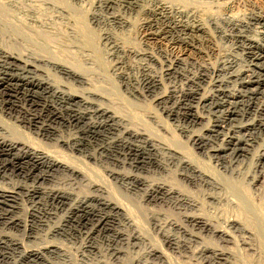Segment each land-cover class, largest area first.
<instances>
[{
	"label": "bare ground",
	"instance_id": "bare-ground-1",
	"mask_svg": "<svg viewBox=\"0 0 264 264\" xmlns=\"http://www.w3.org/2000/svg\"><path fill=\"white\" fill-rule=\"evenodd\" d=\"M99 2L108 6L121 3L132 9L143 10L146 17L139 23V30L145 40H153L157 45L159 55L155 53L154 47H149L148 51L126 49L118 39L114 40L117 50L120 49L125 54L132 52L148 56L152 63L161 65V74L156 75L157 72L151 70L152 65L144 61L148 72L141 81L135 74L131 78L129 74L122 73L129 84L134 83L130 88L133 95L144 96L146 89L154 91L156 88H163L162 92L154 95V102L166 106L176 95L173 89L166 88L165 78L181 76L186 80L187 86H182L180 94L176 93L178 101L168 109L167 116L177 119L178 123L180 119L183 120L186 125H181V130L186 133L190 143L198 147L205 156L222 159L224 168L231 173L237 171L241 174L232 159L238 160L250 155V150L261 140V150L256 158L258 161L264 158V139L259 136V133L264 132V101L259 105L257 103L260 96L264 97V0H209L211 8H217L219 14L210 11L208 7L206 10L202 5L186 0H93L92 6ZM61 3L57 7L63 11L65 9ZM119 16L114 18L125 24L129 22ZM2 17L0 35L9 23ZM161 17L170 19V24L159 25L157 20ZM185 18L188 21L191 19L193 23L187 22ZM211 20L230 26V29H222V35L234 38L240 44L221 52L214 44L215 38L210 33L209 23L207 24ZM153 28L156 30L150 31ZM213 57L216 60L213 61ZM115 68L118 69L117 66ZM248 71L253 72V75H248ZM237 83L243 88L255 85V88L250 87V90L245 91L248 100L245 99L242 111L228 109L220 115L211 112L214 118L201 112V109L207 107L208 100H215L219 95L225 94L227 88ZM76 85L78 88L74 87ZM231 90H228L231 96L238 94ZM110 102L104 93L96 89L86 70L32 49H13L0 42V179L10 175H22L20 169L25 165H30L33 170L38 168L34 175H31L30 169L23 172L22 179L25 182L18 183L12 190L0 184V204L13 211L24 206L23 197L31 202L36 197L43 201V208L39 209V206L34 211L36 213H25L23 218H6L4 213H0V223L4 227H13L20 231L19 234H14V231H7L6 228L0 230V264H59V259L66 260L71 257V252L57 241L59 239L63 241L82 238L79 252L83 259H89L91 254L101 252L98 237L106 234L119 246L111 249V255L117 260L129 254L136 242L150 240L147 231L139 225L137 217L132 214L127 204L112 192L110 182L94 176L89 163L84 161V157L98 160L97 154L100 153L102 157L105 156L104 152L109 155L105 158L114 161L113 167L108 169L109 176L126 191L139 194L152 203L172 201L199 210L201 205L197 198H193L165 177L155 178L157 170L159 173H169L171 164H176L178 174L184 182L193 183L195 186L204 183L211 188L213 201L231 205L233 203L240 209L239 217H227L223 224L205 218L199 212L187 214L185 222L190 223L194 229L209 232L225 244L236 242L235 234L239 232L246 249L259 253L261 245L264 246V210L244 195L246 192H241L243 186L239 187L237 182L229 181L226 177L220 178L202 167L180 145L170 144V141L166 142L148 129L134 126ZM210 107L212 108L211 104ZM2 115L12 122L3 120ZM220 122L227 123L228 132L220 131L223 128L219 130ZM20 126L31 130L36 138L38 136L54 141L63 149L70 150L73 155L46 148L37 141L36 144L28 136H17L18 131L23 133ZM198 126L202 128L195 129ZM61 127L66 129L67 136L63 134ZM73 129H78L80 135L75 136ZM245 131L252 138L239 135ZM213 138L216 144L210 143ZM59 146L56 149H60ZM228 156L232 158L227 160ZM58 176L62 179L60 185H44L47 184L46 181H53ZM29 179L30 183L27 184L26 180ZM81 184L88 186L90 191L81 195L76 190ZM18 188L25 191L18 193ZM232 197L239 201L236 202ZM153 214L156 227L164 232L168 248L175 250L183 244L180 234H171L169 228L183 234L185 241L188 240L187 243H201L200 240H204L201 232L190 229L184 221L183 224L162 212ZM28 215L31 219L27 218ZM31 240L36 244L27 243ZM197 252L223 260L225 264H235L236 255L225 248L203 244ZM143 256V261L139 260V264H173L167 249L158 243H150ZM55 258L58 261L53 260Z\"/></svg>",
	"mask_w": 264,
	"mask_h": 264
},
{
	"label": "rangeland",
	"instance_id": "rangeland-1",
	"mask_svg": "<svg viewBox=\"0 0 264 264\" xmlns=\"http://www.w3.org/2000/svg\"><path fill=\"white\" fill-rule=\"evenodd\" d=\"M186 1L189 3L193 2L200 4L203 7H205V9L208 7L210 11L212 10V12L214 11L216 14H219L217 8L215 7L211 8V3H209V0H186ZM92 2L93 0H67V1L66 0L65 1L64 0H0V17L4 15L5 18L4 17L2 18L6 19L9 22L8 27L4 31H2L0 35V42L1 44H4L5 46L8 45V47H11L13 49H23V48L32 49L39 54H43V55L46 54L52 56L56 60L58 59L61 62L69 63L70 65L78 69H81L83 71L86 70V72L90 74L91 78L93 79L96 89L104 93L111 101L110 105H113L114 107H116L118 111L126 115V117L130 119L131 123L134 126L141 128L144 127L148 129L151 133L158 135L163 140H166V142L170 141L169 142L170 144L175 143L174 145L176 146L180 145L179 147H181L182 149L184 148L185 152L189 151L187 152V154H190L189 156H191L197 162H199L202 167L206 168L210 172H213L220 178L226 177L228 178L229 181H232L234 183L237 182L236 184L239 187L243 186L241 188L242 189L241 192L242 193L246 192L244 193V195H247L256 205L260 206L264 210V169H262L264 168V158L259 161L256 158L257 154L261 150L260 143L262 142V140L259 141V143H257V145L253 147V149L250 150V153H248L250 155L240 157V159H238L239 162L235 158L232 159L235 162L234 165L239 170H241V174H238L237 171L235 173H231V171H226L227 169L226 167L224 168L225 163H223L224 161L222 159L217 160V158L213 156L212 157L205 156V154L201 152V150L198 149V147L194 146L192 143L188 141V137L187 135H185L186 133L182 132L181 125H186L185 123H183V120L180 119V122L178 123L177 119L167 116L168 109L171 108L173 104H174L173 106H175L176 104L175 102L178 101V99L176 98L177 95L180 94L182 86L185 87L187 86L186 80L183 77L165 76L166 77L165 86L168 90H172V89L174 90L173 92H175L176 98L175 99L173 98L166 106H164V105H158L157 103L154 102V98L156 94H158V92H162L164 90L163 88H156L155 89L156 91L155 90L146 91L147 89L146 90L144 89L145 90L144 96L137 97L133 95L130 90V88L133 87L134 83L129 84L127 78L122 75V73H125V75L129 74L131 78L137 75L138 79H140L141 81L145 76V74L148 72L147 68L144 66L145 62H149L150 66L152 65L151 70H153L154 73L157 72L156 75L161 74L162 70L160 67L161 65H159V63L157 62H156L157 64L155 62L152 63L149 60V58H147L148 56H141L132 52L131 53L128 52L127 54H125L120 49L117 50L114 44V40L118 39L120 44L121 45L123 44L126 47V49L136 48L140 50H147V49L149 50V47H154V49H156L155 53L159 55V51H157L158 49L156 43L153 40H145V38L142 37V34L139 30L138 27L139 23L142 21L144 17H146L144 11L141 9H132L129 6L126 7V5L124 4L122 5L121 3L115 4L114 6L113 5L108 6L105 3L102 4V2H99L97 3L96 6H92ZM59 3L62 4L65 10L62 11L57 7V4L59 5ZM116 15L117 16L120 15L122 19H128L129 22L125 24L121 21H118L117 19L114 18V16ZM184 20H186L189 23H193L191 19H189L188 21V18H185ZM157 22H159L158 23L159 25L165 26L170 24V19H164L163 17H161L160 19L157 20ZM207 24L210 28L211 31L210 33H212L211 35L215 38L214 44L221 49V52L222 51L225 52V50L226 51L231 50L236 47V44L237 46L240 44V43L238 44L234 38L231 37L226 38L222 35L221 32L222 29L224 28L230 29V26L226 25V23L223 22L215 23V21L211 20L208 21ZM153 30L156 29L153 28L150 31ZM108 35H110V37H108ZM200 38L203 39V37ZM206 47L204 46V48ZM238 52L240 54L242 53L241 50H238ZM161 60L164 59L162 58ZM212 60L213 61L216 60V57H213ZM115 66H117L118 69H116ZM247 73L250 76L253 75L252 74L253 72L251 71H248ZM168 77L171 79H169ZM57 79L59 80V78ZM74 87L78 88L77 85ZM140 87L143 86L140 85ZM250 87L255 88V85ZM249 88L246 87L243 88L238 83L235 85H231L229 88H227V92H225V94L219 95L215 100L212 99L208 100L207 107H205V109H201L202 110L201 112H204V114L206 112L205 115L207 116L211 115V117L214 118V115L210 114L211 112L220 115L222 111H227L228 109L235 110L237 112L242 111L241 109L244 108L245 105L244 103H246L245 101L248 100V96L246 97L247 94L245 93V91L250 90ZM228 90L231 91L235 90V92L238 94L234 96L232 95L233 96L232 97L231 94L228 92ZM263 101H264V97L260 96L257 99L258 105L261 104ZM210 104L212 108L210 107ZM4 117L5 116L2 115V119L5 120L6 122L8 123L12 122L10 119ZM219 125H220L219 130L223 128L220 131L228 132L229 126H227L226 122H220ZM201 126H198L195 129L198 130V128H202ZM20 129L22 130L23 128H21L20 126ZM24 129L22 131L23 133H25V135L22 132L18 131L16 133L17 136H22L23 138L28 136V139L30 138L29 140H31L34 143H36L37 141L38 144L41 143V145L46 148L58 150L60 152H63L62 154H66V155L72 154L70 150L65 148L64 150L59 145H56L54 141L45 140L38 136L37 139L36 135L31 130L27 128ZM26 129L28 131H26ZM61 129L63 130V134L65 133L64 135L67 136L66 129H64V127H61ZM77 130L78 129L72 130L75 136L80 135L79 131ZM263 134L264 132L262 131V133H259V136L260 135L262 136ZM239 135L240 136L244 135L246 137L248 136L247 138L249 137L252 138V136H250L249 132L247 131L239 133ZM261 136L260 138L264 139V137ZM32 139L35 141H33ZM180 140L182 141L180 142ZM48 141L50 143H48ZM181 143L183 144L185 143L184 144L185 147ZM210 143L211 144L215 143L214 138L213 141ZM53 144L56 146H54ZM52 146H54L55 148ZM58 146L60 149H56L58 148ZM253 153L255 154L253 155ZM97 155L99 157L98 160H92L89 158L87 159V157H84V161L87 162V164L89 163L88 165L92 168V173L94 174V176H96L99 179L104 178L103 180L110 182L112 192L115 193V195L119 199H121L127 204L132 214H134V216L137 217L139 225L142 226L143 229L147 231L150 240H148V242L146 241L142 243L139 241L136 242V245L131 247L129 254L124 255L123 258L117 260L111 255L112 252L111 249L117 246L116 243L114 241L112 242L111 237L107 236L106 234H102L100 237H98V242L101 252L97 253L96 255L91 254L89 259L91 257L92 258L89 260V259H83L79 252L83 240L82 238L77 237V238H72L71 240L63 239V241L62 239H59L57 241L63 244L64 245L63 247L66 250L71 252L70 259H66V260L59 259V261L58 258L53 259L58 261L59 264H105V262H111V263L116 262V264H139L138 261L139 260L143 261L142 260L144 257L143 253L149 249L150 243L152 242L161 244L165 249H167L173 264H225V261L223 260L216 258L215 260L214 258L209 257L207 254L206 255L199 254L197 250H199V248L203 244L204 245L206 244L207 246H218L219 248H225V250H228L229 252L231 251L233 254L236 255L235 264H264V246L261 245L262 247L259 253H257L255 250L246 249L245 245L242 243V238L239 232L235 234V231L232 229L236 237V242L225 244L222 243L217 237L211 236L212 234L210 235L209 232L200 231L197 228L194 229L190 223L187 224V221L185 222V218L187 214H192V213L194 214L199 212L205 218L211 219L216 223L223 224L224 219L227 217H236V216L239 217L240 209L238 208V206H236L233 203L231 205V203L227 204L226 202H222L223 203L222 204L213 201L212 199L213 192L211 188L209 186L207 187V185H205L204 183H199L196 184L195 186V184L193 183H189L187 181L184 182L181 178V175L178 174L179 170L176 164L174 163L171 164L170 166L171 171L169 173L166 172L159 173V171L157 170L155 178L165 177L166 179H168L173 184L177 185L181 190H183L193 198L195 199L197 198V200L201 205L199 210H196V208L192 209L191 207L190 209L188 208V206L178 205L177 203L175 202L173 203L172 201L161 202L162 204L160 202H157V204L155 202L152 203L145 200L139 194L126 191L123 187H121L119 184L114 182L112 177L109 176L108 169L111 168V166L113 165L114 163L113 159L105 158L106 156H109L107 152H104L103 155L105 156L102 157L100 153H98ZM229 156L227 157L228 158L227 160L232 158ZM236 160L239 165L236 164ZM242 160L244 161L242 162ZM260 163H262V166ZM172 166L175 168H173ZM30 167H31L30 165L27 166L25 165V167L21 168L20 169V171H22L21 174L23 175V172L30 169L31 175H34L37 172L36 170H38V168L33 170V168ZM22 175H13V176L10 175L8 176L10 178L8 177L5 178L7 180L0 179V184L5 185V188L12 190L14 186L16 187L19 185L18 183L21 182V184H23V182H25V180L22 179ZM253 175H255L254 176L255 180L253 178ZM17 176L18 177L20 176L21 178L20 177L18 178ZM56 179H53V181H46L47 184L44 183V185L45 186L47 185L46 187L54 186L55 183L57 185L58 184L60 185V182L62 180L61 176L60 177L58 176V178ZM26 183L29 184L30 179L26 180ZM17 190L16 191L18 193H22L21 191L23 192L25 191L20 188H18ZM76 190L82 193L81 195H84L85 192L90 191L88 186H86L85 184H81L77 186ZM22 199H24L22 204L25 203L27 206H25L24 204V206L22 205L23 207L16 208L15 210H13L15 211L14 213L13 211H9L10 209H8L7 206L0 204L1 207L0 213L2 214L4 213L3 216L4 217L6 216V218H9L10 216L16 218L18 217L23 218L25 216V213L31 215V213H36L34 211L38 210L39 206H40L39 209L43 208V206L41 205L43 201L38 199V197H36L33 202H31L30 200L28 201L27 197H23ZM233 199H235L236 202L239 201L236 200L237 198H233ZM35 201L38 203V205ZM157 212L168 214L169 216L181 221L182 223L184 221L185 225H187L190 229L193 228L194 231L197 230L195 232H201V235L202 236L204 235L203 236L204 240H200L202 244L194 241L192 243L191 242L187 243L188 240L187 242L185 241L186 239L185 237H183L184 236L183 234L181 235V233L176 231L175 229L169 228L171 234H175V233H176L175 235H177V233L180 234V236L182 237V238L180 237V240H182L183 244L180 248L175 249L176 251L174 249L168 248L165 242L164 232L160 231L159 228L156 227L155 225V215L153 213L156 214ZM27 218L31 219L30 216ZM0 228H1L0 230L2 229L5 230L6 228L7 231H11V232L14 231L12 232L14 234L20 233L19 230L13 227L11 229H7V227H4L2 222L0 223ZM179 234L177 236H179ZM27 243L29 244L31 243L33 245L36 244V242L33 243L32 240L28 241ZM204 256H207V258Z\"/></svg>",
	"mask_w": 264,
	"mask_h": 264
}]
</instances>
